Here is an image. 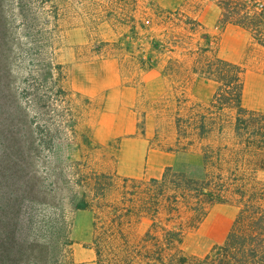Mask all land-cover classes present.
Wrapping results in <instances>:
<instances>
[{
  "label": "rangeland",
  "instance_id": "374dc122",
  "mask_svg": "<svg viewBox=\"0 0 264 264\" xmlns=\"http://www.w3.org/2000/svg\"><path fill=\"white\" fill-rule=\"evenodd\" d=\"M141 1L162 9L181 6L199 20L218 55L243 69L242 106L264 111V48L244 29L222 24L208 0ZM106 2L0 0V264L169 262L168 256L153 260L145 253L148 216L116 215L132 190L123 180L142 181L141 191L143 182L160 178L166 167L157 177L135 174L122 138H105L134 126L132 135L147 140L150 149L174 154L168 166L173 171L200 177L199 150L209 141L178 131L176 124H185L192 108H207L216 84L185 71L166 74V57L144 71L122 62L117 51L102 45L127 34L106 20ZM49 58L63 67L62 87L77 117L76 133L50 152L36 146L31 113L17 96L23 80L44 72ZM236 213L234 205L211 206L195 227L185 229L176 251L203 258L222 243ZM181 216L185 220L189 213ZM94 221L101 229H94Z\"/></svg>",
  "mask_w": 264,
  "mask_h": 264
},
{
  "label": "trees",
  "instance_id": "16d2710c",
  "mask_svg": "<svg viewBox=\"0 0 264 264\" xmlns=\"http://www.w3.org/2000/svg\"><path fill=\"white\" fill-rule=\"evenodd\" d=\"M208 1L219 9L222 24L244 29L264 48V0ZM102 8L108 22L127 30L124 38L102 44L117 51L122 62L144 71L166 57V74L185 71L216 84L207 108H192L185 124H176L178 131L209 141L199 150L201 176L190 178L166 167L160 178L143 182L141 191L142 181L125 179L132 190L125 193L127 206L116 215L150 218L143 241L153 260L168 256V264H264V111L242 106L243 69L218 55L203 24L181 6L162 9L139 0H107ZM38 52L47 53L45 48ZM64 78L63 67L49 58L45 71L25 78L17 93L31 113L36 146L48 152L76 133L77 117L71 95L62 87ZM211 137L219 141L213 143ZM224 204L234 205L237 213L220 245L201 259L176 251L186 228L195 227L211 206ZM182 212L189 213L185 220ZM93 225L101 229L95 221ZM167 250L171 253L164 256Z\"/></svg>",
  "mask_w": 264,
  "mask_h": 264
},
{
  "label": "crops",
  "instance_id": "0c3cea01",
  "mask_svg": "<svg viewBox=\"0 0 264 264\" xmlns=\"http://www.w3.org/2000/svg\"><path fill=\"white\" fill-rule=\"evenodd\" d=\"M259 93L264 95V89L261 88ZM135 131V127L132 126L126 132L120 131L116 134H108L105 138V142L122 138L123 153L128 155L127 148L130 149L129 157L132 159V162L135 163L133 166L134 168H131L132 172L134 171L135 174H142L143 171H145L146 175L157 177V173L162 172L163 168L168 167L173 163L175 156L173 153L150 149L147 140L140 136L132 135ZM126 135H131V137L124 138ZM122 172L124 173V171Z\"/></svg>",
  "mask_w": 264,
  "mask_h": 264
}]
</instances>
